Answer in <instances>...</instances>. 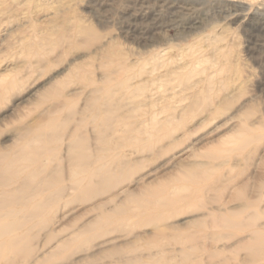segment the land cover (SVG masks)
I'll use <instances>...</instances> for the list:
<instances>
[{"label":"rangeland","instance_id":"1","mask_svg":"<svg viewBox=\"0 0 264 264\" xmlns=\"http://www.w3.org/2000/svg\"><path fill=\"white\" fill-rule=\"evenodd\" d=\"M251 1L0 0V264H264Z\"/></svg>","mask_w":264,"mask_h":264},{"label":"bare ground","instance_id":"2","mask_svg":"<svg viewBox=\"0 0 264 264\" xmlns=\"http://www.w3.org/2000/svg\"><path fill=\"white\" fill-rule=\"evenodd\" d=\"M215 3H224V2H230V5L233 6L234 8L240 9V10H245L246 8H249L250 5H252L254 2L251 0H211ZM212 3V2H211ZM259 6H264V1H261L257 3ZM215 7V5H214ZM229 8V7H228ZM221 9V8H220ZM226 9V8H225ZM217 10V9H216ZM222 11V10H221ZM225 11V10H224ZM237 11V10H236ZM217 12V11H216ZM223 12V11H222ZM227 12V11H226ZM225 13V12H224ZM229 13V12H228ZM227 15V14H226ZM232 15V14H231ZM218 16V15H217ZM229 16V15H228ZM157 17V16H156ZM225 19V18H224ZM131 23V22H130ZM134 24V23H133ZM131 26V25H130ZM137 26V25H136ZM151 26V25H150ZM152 27V26H151ZM130 28V27H129ZM137 29V28H136ZM190 29V28H189ZM132 30V29H131ZM152 31V30H151ZM140 32V31H139ZM144 33V32H143ZM142 33V34H143ZM150 34V33H149ZM146 35V34H145ZM122 59V58H121ZM113 61V60H112ZM106 63V62H105ZM115 68V67H114ZM130 68V67H129ZM127 68V69H129ZM137 69V68H136ZM122 70V69H121ZM79 71V70H78ZM215 74V73H214ZM86 75V74H85ZM116 75V74H115ZM110 82V81H109ZM114 83V82H113ZM109 86V85H108ZM140 95V94H139ZM107 102V101H106ZM169 106V105H168ZM18 201V200H17ZM16 201V202H17ZM2 204V203H1ZM43 205V204H42ZM8 214V213H6ZM15 214V213H14ZM1 215V213H0ZM5 216V215H4ZM23 216V215H22ZM2 217V216H1ZM0 217V219H1ZM223 217V216H222ZM228 217V216H227ZM224 219V218H223ZM229 219V218H227ZM17 220V219H16ZM13 220H5L2 219L0 220V256L5 250H13L17 251L20 250L22 245L20 243L19 237L16 236L13 238V233L17 230L20 229V220L19 222H16ZM23 221V220H22ZM228 221V220H226ZM230 221V220H229ZM227 223V222H226ZM232 223V222H231ZM12 237V238H11ZM21 239V238H20ZM5 246V247H4ZM25 246V245H24ZM6 248V249H5ZM25 248V247H23ZM25 250V249H24ZM5 254V253H3Z\"/></svg>","mask_w":264,"mask_h":264}]
</instances>
